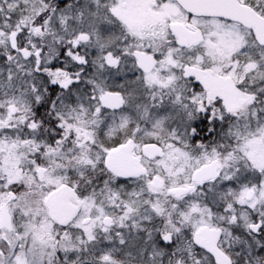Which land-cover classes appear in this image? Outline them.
Segmentation results:
<instances>
[{
  "label": "snow or ice",
  "instance_id": "1",
  "mask_svg": "<svg viewBox=\"0 0 264 264\" xmlns=\"http://www.w3.org/2000/svg\"><path fill=\"white\" fill-rule=\"evenodd\" d=\"M0 264H264V0H0Z\"/></svg>",
  "mask_w": 264,
  "mask_h": 264
}]
</instances>
